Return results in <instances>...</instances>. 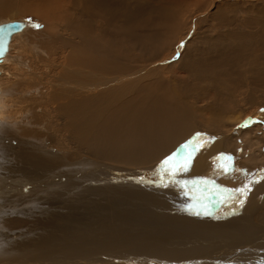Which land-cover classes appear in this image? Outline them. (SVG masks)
Here are the masks:
<instances>
[{
	"label": "rangeland",
	"instance_id": "obj_1",
	"mask_svg": "<svg viewBox=\"0 0 264 264\" xmlns=\"http://www.w3.org/2000/svg\"><path fill=\"white\" fill-rule=\"evenodd\" d=\"M62 1L0 0V22L29 17L31 23L14 33L0 60V264H146L150 253L145 250L160 242L168 245L167 250L174 249L169 247L172 243L177 251L178 246L182 250L188 243L201 242L209 248L207 257L229 256L233 246L247 240L239 241L242 233H231L234 236L230 238L203 224L212 215H195L196 206L184 202L172 204L173 199L163 192L178 189L156 190L147 180L156 179L153 173L160 160L197 133L204 135L207 145L215 138L223 139L221 151L235 158L237 166H251L243 156L252 154L256 162L252 166L263 168L255 169L251 179L264 174V0H117L113 6L121 12L120 22L115 30L109 26L102 31L89 22V11L84 14L86 23L72 25L74 22L63 15L67 3ZM37 11L50 15L41 17ZM50 16L54 18L51 21ZM33 23L41 27L33 28ZM87 58L95 59L97 66L101 62L102 68L112 66L115 77L124 78L109 84L113 89L108 85L107 90L106 85L104 92H93L99 94V101L88 103L89 122L92 104L103 107L112 99L114 105L113 99L122 103L133 95L137 100L156 101L154 105L148 101L144 110L162 115L168 112L163 122L177 120L176 124L168 129L153 124L145 143V131L136 135L135 141L127 135L131 151L109 143L114 133L90 139L84 130L71 128L70 118L68 127L64 114L68 110L63 105L77 98L83 106L86 94H91L80 91L93 81L85 76L84 66H92L85 62ZM81 69L84 71L79 72ZM95 72L99 73L94 70L91 74ZM120 86L124 90L119 92ZM65 95L70 98L64 99ZM112 121L114 125L117 122ZM245 122L248 127L243 126ZM8 123L13 134L6 133ZM29 131L30 135L42 134L39 137L44 142L38 144L43 148L38 145V149L46 152L41 153L58 155L52 168L45 165L50 161L38 156L26 161L20 146L23 139L19 138L29 136L25 134ZM165 133L168 140L163 139ZM226 141L228 148H224ZM198 152L182 179H199L197 173L203 168L197 167ZM208 163L202 165L208 167ZM140 177L146 178L144 184L137 183ZM128 185L133 193L125 190ZM260 186L264 182L255 189ZM263 198L260 195L247 218L260 201L264 204ZM215 205L212 211H224L220 215L213 212L216 217L227 214L226 205ZM254 223L256 235H263L264 223L257 219ZM254 242L258 246L253 245L250 252L264 249V240L262 245ZM139 250L143 260H135Z\"/></svg>",
	"mask_w": 264,
	"mask_h": 264
},
{
	"label": "bare ground",
	"instance_id": "obj_2",
	"mask_svg": "<svg viewBox=\"0 0 264 264\" xmlns=\"http://www.w3.org/2000/svg\"><path fill=\"white\" fill-rule=\"evenodd\" d=\"M115 1L117 0H63L62 2H66L67 4L66 5V8L65 10L63 11V15L65 17H68V20L70 19L71 21H73L74 23L70 22L72 25L73 24H80V22H85L86 23V16H84L85 12L89 11L90 12V19H89V22L90 23H93L95 24L96 26H100V29L101 31L104 30L105 27H109L111 26L114 30H115V27L117 26V23L120 22V21H117V18H119V16H121V12H119V9H117V7L113 6V4H115ZM124 2V1H123ZM61 3V1H60ZM116 5V4H115ZM61 7V6H60ZM5 8V7H4ZM23 8V7H22ZM25 8V7H24ZM7 10V8H5ZM32 10V8H31ZM116 10V11H115ZM127 10V9H126ZM5 12V11H4ZM25 12V11H23ZM37 14L40 15L41 17L43 16H48L50 15L48 12H45V11H37ZM127 14V13H126ZM63 16V17H64ZM62 17V18H63ZM51 18L54 19L53 17H49V21H51ZM125 18H123V22H121L122 24L125 23L124 20ZM121 20V19H120ZM127 21V20H126ZM130 21V20H129ZM29 24V22L27 21L25 23V25ZM84 24V23H83ZM111 24V25H110ZM120 24V23H119ZM68 27H71L69 25H67ZM75 26V25H74ZM24 27V26H23ZM90 27V26H89ZM105 28V30L107 29ZM23 29V28H22ZM97 28H93L92 30L93 31H96ZM111 29V28H110ZM90 31L91 28H89ZM5 55V54H4ZM94 56V55H93ZM95 58V57H94ZM68 59V58H67ZM79 59V58H78ZM88 59V58H87ZM97 59V58H95ZM95 59H88L87 61V64H90L92 66H84L85 68V71H86V78L87 76H90L93 78V81L91 82V84H85V87L83 88V86L81 87L82 90L80 91H85V94L88 93L89 91L91 92V94H86L87 95V100L86 102H84V105L83 106H80L79 104L82 103V101L79 103V100L76 98L74 100H70L69 103H67L66 105H63V109H66L67 108V112H65V116L67 117L66 121L68 123V127H71L70 125V122H69V118L71 119V122H72V127L73 129H75L77 132H81L82 130H84L83 132L85 133V136L86 137H90V139L94 138V137H97V136H101L103 134H107L110 135V134H113V137H117L115 140H112L114 139L111 135V141L109 139V143L113 145V147H117L118 146V149L120 148V150L123 148L125 149H128V150H132L131 149V146L130 142L129 141V136L127 135H130L132 136L131 138L136 139V135H141L144 131L146 133L145 137H144V141L143 143H145L146 139L149 137L148 135L150 134L151 132V129H152V126L153 124H158V125H162L165 127V129H168L170 127V125H174V123L176 124L177 120L170 123L171 121L169 120L166 124V122L164 123L163 120L164 119H167L168 118V112L164 113V115L162 114H159L157 113L156 111H151V112H146L144 110V106H149L150 104H156V101H150L151 98H149V94L147 96H149V100H146L145 98H139V100H137L135 97L132 96H129L127 97V99L124 100V102L120 103V102H117L118 99H113L114 104L112 103V99H108V101L103 105V107H101L99 105V107L96 105V104H92L93 101H96L99 97V94H93V92L96 90V89H100L101 92H104V90L107 88L110 89L112 86H110L109 84H116L118 81L120 80H123L122 79V76H117L115 77V70L112 69L111 67L107 68L108 69H111L107 72V68H102L101 67V62L100 64L98 63V66L97 65H94V62H95ZM108 63V62H107ZM105 65V64H104ZM87 67H92V69L96 70V71H99V75L96 73V74H91V73H94V70H88ZM82 70L84 71V69H81L79 72H82ZM114 70V71H113ZM129 71V70H128ZM111 72V73H110ZM118 72V71H117ZM138 72V71H137ZM115 73V74H114ZM84 74V73H83ZM114 74V75H113ZM139 75V74H138ZM137 75V76H138ZM100 76V77H98ZM97 78H100L99 80ZM128 78V77H127ZM131 79V78H130ZM121 82V81H120ZM119 82V83H120ZM118 84V83H117ZM107 85V87L104 89V87ZM110 88H109V86ZM123 86V85H122ZM120 86V88H117V90L120 92L122 91L121 88L123 89V87L126 88V86ZM90 88V89H89ZM113 89V87L111 88ZM124 90V89H123ZM9 92V91H8ZM68 93L70 94V92L68 91ZM111 93V92H110ZM114 93V92H113ZM118 93V92H117ZM26 94V93H25ZM24 94V95H25ZM133 94V93H132ZM75 95V94H74ZM80 95V94H79ZM135 96H137L136 94H134ZM77 96V95H76ZM82 96V95H80ZM104 96V95H103ZM64 99L66 98H70V95H65V96H62ZM79 97V96H78ZM101 97V95H100ZM138 97V96H137ZM143 97V96H141ZM81 98V97H80ZM95 98V100H94ZM125 98V97H124ZM102 99V98H101ZM105 99V98H103ZM120 99V98H119ZM91 102V104L93 105L91 108V111L93 112V117L90 118L91 121L89 122L87 119H88V110H89V107L88 106V103ZM121 100H123V98H121ZM99 101V100H97ZM150 104H149V102ZM103 102V101H102ZM101 102V103H102ZM79 103V104H78ZM100 103V102H99ZM83 104V103H82ZM149 104V105H147ZM96 105V106H94ZM101 107V108H100ZM4 108V107H3ZM59 108V107H58ZM79 109H85L83 110L84 112H82V110H80V112H78ZM87 111V112H85ZM1 113V112H0ZM22 115V114H21ZM71 115H74V116H71ZM76 115V116H75ZM87 116V117H86ZM1 117V115H0ZM173 117V116H172ZM2 119V117H1ZM108 120H111L110 122ZM112 120H115L117 121L116 122V126L113 124L114 121ZM22 121V120H21ZM20 121V122H21ZM26 121V120H25ZM88 121V123H87ZM3 122V120L1 121ZM23 122V121H22ZM4 123V122H3ZM7 123V122H5ZM28 123V122H26ZM1 124V123H0ZM10 126L11 123H8ZM16 124V123H15ZM18 125V124H16ZM171 125V126H172ZM178 125V124H177ZM1 126V125H0ZM13 126V124H12ZM15 126V125H14ZM13 126V127H14ZM111 126H115V128L112 130H108L110 129ZM18 127V126H17ZM20 127V126H19ZM1 128V127H0ZM12 127L10 126L9 129H6V133L9 134L10 132L13 134L14 130L11 129ZM24 128H27L24 127ZM30 128V127H28ZM27 128V129H28ZM112 128V127H111ZM23 129V128H22ZM41 129V128H40ZM68 129V128H67ZM24 130V129H23ZM30 130V129H29ZM37 131V130H36ZM69 131V129H68ZM165 131H168V130H165ZM16 133V136L19 135L18 131L15 130ZM18 134V135H17ZM25 134H28L29 136H24V135H21L22 137H25V138H19V139H23L21 140V144L20 146L22 147V149L24 150L23 151V156L26 157V161L30 160V159H36L37 156L41 158L42 161L44 162H47V161H50L48 162L47 165L50 168L53 167V164L54 162L52 163V161L58 156L56 154H53L52 156L48 153V154H43L41 153L42 152H46L44 151L43 149H38V145L41 146V148H43V145L41 144H38L39 142H44L43 140H41V137L42 134L40 133H35L33 135H30V131L29 132H26ZM120 135L119 138L117 135ZM159 134V133H158ZM116 135V136H115ZM167 134H163V139H167V137H165ZM172 135V134H171ZM152 136V135H150ZM160 136V135H159ZM19 137V136H18ZM110 138V137H108ZM140 138V136H139ZM212 138V137H211ZM219 138V137H218ZM214 139V137H213ZM215 138V140H213V142L209 143V145H207L206 147H204L203 149H201L202 151L198 152L197 153V157L199 158L198 159V162L199 165L197 167L199 168H203V170L199 173H197L198 177L199 178H204L209 181H215L217 184L225 187V188H228V189H235L239 186H241L244 182H246V175H247V178H250L251 179V175L254 173L255 169H258L260 166H252L253 164L255 165V161H253V155L251 156H243V160L245 163H248L249 165L252 166H243V165H239L237 166L236 165V162L234 163V161H232V167L233 168H239V169H246L244 171L246 172H242V173H237L235 171H232L231 172V175H224V174H219V169L217 168V161L215 160V158L217 157V155L219 154H226L225 152L221 151L220 149V146H222V140L221 139H217ZM107 140V138H106ZM152 140V138H151ZM101 141V140H100ZM132 141V140H130ZM224 141V140H223ZM44 144V143H43ZM140 144V143H139ZM227 144V141L225 142L224 144V148H228V146L226 145ZM133 145V144H132ZM32 147H35L32 149ZM133 148V147H132ZM21 149V148H20ZM39 150V151H38ZM150 150V149H149ZM32 151H36V152H32ZM136 151V150H134ZM218 152V153H217ZM217 153V155H216ZM250 154V153H248ZM256 154V153H255ZM48 155V156H47ZM50 155V157H49ZM62 155V154H61ZM60 155V156H61ZM122 155V154H120ZM131 155V154H130ZM133 155V154H132ZM216 155V156H215ZM118 156V155H117ZM215 156V158L213 157ZM255 156V155H254ZM118 158V157H117ZM129 160H131L129 157ZM152 158V157H151ZM211 158H214L213 161H211ZM56 160V159H55ZM68 160V159H67ZM233 160H235V158H233ZM34 161V160H33ZM38 160H36L37 162ZM58 161V160H57ZM161 161V160H160ZM261 161V159H260ZM43 162V163H44ZM56 162V161H55ZM208 162H211L210 165L207 167V166H203L205 163L207 164ZM255 162V163H254ZM33 163V162H32ZM62 163V162H61ZM204 163V164H203ZM241 163V162H240ZM203 164V165H202ZM209 164V163H208ZM24 165V164H23ZM61 166V164H60ZM247 167V168H246ZM260 168H263V167H260ZM209 173H208V172ZM248 171V172H247ZM252 171V172H251ZM193 172H196V171H192L191 173ZM198 172V171H197ZM207 172V174H206ZM258 173V172H257ZM195 174V173H194ZM206 174V175H205ZM255 175V173H254ZM184 176V175H183ZM186 176H193V175H186ZM214 176H218L220 177L221 179H216ZM122 177V176H121ZM126 177V176H124ZM197 177V178H198ZM186 178H189V177H186ZM238 180H237V179ZM255 178H259V175L258 176H255L253 177V179ZM190 179H195V178H190ZM15 181V180H14ZM191 181V180H190ZM232 181V182H231ZM124 182V181H123ZM236 182V183H235ZM264 181H260L259 183H263ZM258 183H255L252 185V190L251 192L248 194V197H247V200L246 202L243 204V206H240L239 204H231V202H229L230 206L229 205H226L227 207L224 209L227 213L226 215L224 216H221L220 218L216 217L215 214L213 212H216V214L220 215L222 214L221 212L224 213V211H220V210H215V211H212V217H209L207 219V221L203 224L209 226V227H212L213 229H217L220 231V233H224L225 236H230V238H233L234 235H232L231 233H242L240 236H241V240H239L240 242L242 241V238L246 237V241L244 242V244H240L239 246L237 247H234V252L231 253L229 256L224 252V254L226 255H223V256H215V257H207L208 254L206 252V249L209 250V248H205L204 244L200 245L201 242H197V243H193L192 245H190V243H188L187 245H185V247H183V249L181 250L180 249V246H178V250H174L175 248H177V246H173L172 243L169 245V247L171 248H174L173 250H167L166 247H168V245H166L165 243L163 242H159L160 243H156L157 245L156 246H152L151 245V248L148 249V250H145V252L147 253H150V256L149 258L146 257L147 259L145 260L146 261V264H152V262L154 260L156 264H264V249L263 247L261 248V250H258L257 252H250L251 248L253 247V245H257L255 244L254 241H258L260 245H262V240H264V233L263 235L259 234V235H256V229L258 228L257 224L254 223V220L257 219L259 222L261 223H264V204H261V201H260V204L259 206H257L254 210V214H251V217L250 218H247V213L250 209H254V206H256L258 203H259V200H260V195H264V190L262 189L263 187L260 186V188H257L255 189V185H257ZM122 185V184H121ZM116 186V185H115ZM153 187V185H151ZM155 187V186H154ZM153 187V189H154ZM189 187H191V185L189 184ZM131 187L128 185L125 190L128 191V192H131L129 189ZM158 188V189H156ZM171 188V187H170ZM156 190H161L163 191V188H159V187H155ZM168 188H165L164 191H166ZM178 189V188H176ZM255 190V191H254ZM160 191V193H161ZM109 192V191H108ZM106 192V194L109 195V193L111 192ZM122 193V192H121ZM133 193V192H131ZM158 193V191H157ZM158 193V194H160ZM182 192L180 191V189L178 190H174V189H170V191H166V192H163L164 195H167L169 197H171L173 200L172 201V204L174 205H177V204H182L183 202L185 204H187L188 206H196L195 208L198 207V205H195V202L191 199L192 195H194L195 193H191V195L189 194V196H185L183 195V193L181 194ZM118 194V193H117ZM133 195V194H132ZM161 195V194H160ZM224 195H227V193H225ZM255 195V196H253ZM111 196V195H109ZM253 196V197H252ZM108 197V196H107ZM165 197V196H164ZM259 198V199H256V198ZM109 198V197H108ZM123 199V198H122ZM129 199V198H128ZM164 199V198H163ZM168 199V198H166ZM155 200V199H154ZM256 200V202H254ZM264 200V198H263ZM125 201V200H124ZM164 201V200H163ZM130 202V201H128ZM160 202V200L158 201ZM254 202V204H252ZM131 203V202H130ZM162 203V202H161ZM158 204V203H157ZM132 205V204H131ZM159 205V204H158ZM156 205V206H158ZM155 206V205H154ZM219 205H215V207H218ZM132 208V207H131ZM214 208V207H213ZM235 208H238L240 211L238 212H234V211H237V209ZM120 209V208H119ZM149 210V209H148ZM232 210V211H231ZM162 217V216H161ZM96 219V218H95ZM98 220V219H97ZM157 220V219H156ZM211 221V222H209ZM98 222V221H97ZM166 222V221H165ZM171 222V220L169 221ZM260 223V224H261ZM163 224V222H162ZM171 224V223H170ZM173 225V224H172ZM263 225V224H261ZM178 227V226H177ZM199 227V226H198ZM264 227V226H262ZM168 228V227H167ZM97 229V228H96ZM203 229V228H202ZM94 230V229H93ZM168 230V229H167ZM200 230V229H199ZM176 231V230H175ZM259 231V230H258ZM264 231V230H263ZM262 231V232H263ZM97 232V231H96ZM165 232V231H164ZM179 232V231H178ZM86 233V232H85ZM161 233V232H160ZM171 233V232H170ZM169 233V234H170ZM219 233V234H220ZM259 232H257L258 234ZM261 233V232H260ZM107 234V233H106ZM212 234V233H211ZM171 235V234H170ZM239 234H237V236L235 235V238L237 237L236 240H238V236ZM255 235L259 238L257 240V238H254ZM50 236V235H49ZM232 236V237H231ZM109 237V236H108ZM151 237V235H150ZM153 237V236H152ZM221 237V236H220ZM172 238V237H171ZM240 238V237H239ZM254 238V239H253ZM173 239V238H172ZM206 239V238H205ZM211 239V238H210ZM43 240V239H42ZM175 240V239H174ZM249 240L250 243H249ZM173 241V240H172ZM215 241H218V240H215ZM234 241V240H233ZM165 242V240H164ZM174 242V241H173ZM177 242V241H176ZM195 242V241H194ZM204 242V241H203ZM237 242V241H236ZM211 243V242H209ZM208 243V244H209ZM227 244V242H225ZM33 244V243H32ZM35 244V243H34ZM38 244V243H36ZM169 244V243H168ZM183 244V243H182ZM206 244V243H205ZM236 244H239V243H236ZM97 245V244H96ZM204 245V246H203ZM212 245V244H211ZM222 245V244H221ZM230 245V244H229ZM232 245V244H231ZM31 246V245H30ZM35 246V245H34ZM41 246V245H40ZM44 246V245H43ZM207 246V245H206ZM215 246V244H214ZM219 246V245H218ZM227 246V245H226ZM258 246V245H257ZM149 247V246H148ZM147 247V248H148ZM182 247V246H181ZM208 247V246H207ZM212 247V246H211ZM217 247V246H215ZM220 247V246H219ZM218 247V248H219ZM37 248V247H36ZM225 248V247H224ZM260 248V247H258ZM212 248H210V251H211ZM216 249V248H215ZM214 249V250H215ZM220 250L221 247L219 248ZM232 249V248H231ZM2 250V249H1ZM34 250H35V247H34ZM38 250V248H37ZM160 250V251H159ZM213 250V249H212ZM230 250V249H229ZM256 250V249H255ZM108 251V250H107ZM143 251V249H142ZM157 251V252H156ZM217 251V250H216ZM233 251V250H231ZM246 251V252H245ZM222 252V251H221ZM230 252V251H229ZM59 253V252H58ZM131 253V252H130ZM138 255L135 257V260L136 258L137 259H142L141 258V254L142 252L139 250L138 252ZM219 251H218V255H219ZM146 254V253H144ZM217 254V253H216ZM263 254V255H262ZM63 255V254H62ZM128 255V254H127ZM221 255V254H220ZM237 256V257H234V256ZM238 255H241L239 256L240 258H238ZM53 256V255H52ZM159 256H161L159 258ZM196 256H206L207 258H203L202 259H198ZM189 258V259H188ZM229 258H231L229 260ZM207 259V261H206ZM1 261V260H0ZM126 261V260H125ZM128 261V260H127ZM141 261V260H140ZM139 261V262H140ZM68 262V261H67ZM57 263V262H56ZM136 263H138L136 261ZM143 264V263H142Z\"/></svg>",
	"mask_w": 264,
	"mask_h": 264
},
{
	"label": "snow or ice",
	"instance_id": "obj_3",
	"mask_svg": "<svg viewBox=\"0 0 264 264\" xmlns=\"http://www.w3.org/2000/svg\"><path fill=\"white\" fill-rule=\"evenodd\" d=\"M18 27V25L14 24L7 26L0 25V57L7 52L10 38L14 35ZM32 27L39 29L41 25L33 23ZM261 111H264V109ZM243 126L248 127L249 124L245 122ZM207 143L208 141L204 138V135L197 133L193 138L180 145L175 152L160 161L153 173L156 179L147 180V183L159 188H178L185 196H189L190 193H195L191 199L195 202V205H198L193 212V214L198 216L212 215L214 204L230 206L229 202H231V204L243 206L248 194L252 190V185L264 180V174L260 175L258 179H250L246 175V183H243L235 189H228L217 184L215 181H209L205 178L192 181L182 179L181 174L187 173L190 170L194 153L206 147ZM215 160L218 162L216 166L219 169V174L231 175L232 171L237 173L243 172L242 169L232 167L233 157L229 154H219ZM224 161L227 163H224ZM145 182L146 178L144 177L137 179V183L144 184ZM189 184H191V187H189ZM225 193L227 195H224ZM189 211H192L191 207Z\"/></svg>",
	"mask_w": 264,
	"mask_h": 264
},
{
	"label": "water",
	"instance_id": "obj_4",
	"mask_svg": "<svg viewBox=\"0 0 264 264\" xmlns=\"http://www.w3.org/2000/svg\"><path fill=\"white\" fill-rule=\"evenodd\" d=\"M30 20L29 17H25L24 19H11V20H5V21H1L0 25H9V24H14V25H18L19 27L16 29L15 32L21 30L24 26V24ZM31 24V23H29ZM9 48V47H8ZM2 59V57H0V60ZM1 93H2V88H1V84H0V110H1Z\"/></svg>",
	"mask_w": 264,
	"mask_h": 264
}]
</instances>
